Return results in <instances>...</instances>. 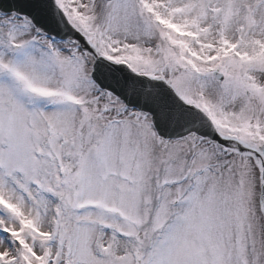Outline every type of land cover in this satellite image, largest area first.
Returning a JSON list of instances; mask_svg holds the SVG:
<instances>
[{
  "label": "snow or ice",
  "instance_id": "1",
  "mask_svg": "<svg viewBox=\"0 0 264 264\" xmlns=\"http://www.w3.org/2000/svg\"><path fill=\"white\" fill-rule=\"evenodd\" d=\"M0 264H264V0H0Z\"/></svg>",
  "mask_w": 264,
  "mask_h": 264
}]
</instances>
